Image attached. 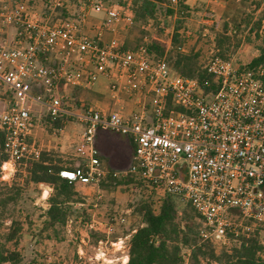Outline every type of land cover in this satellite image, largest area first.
<instances>
[{
  "label": "built area",
  "instance_id": "2783aa9c",
  "mask_svg": "<svg viewBox=\"0 0 264 264\" xmlns=\"http://www.w3.org/2000/svg\"><path fill=\"white\" fill-rule=\"evenodd\" d=\"M130 6L131 0H82L74 16L66 10L63 18L55 16L63 0L49 2L43 16L25 0H0V133L7 155L1 179L9 181L17 166L40 158L34 138L42 119L62 126L58 131L76 120L81 162L60 167L58 175L98 184L107 172L94 136L104 127L132 142L128 173L158 197L189 205L202 237L228 249L264 225V68L213 56L205 70L216 90L206 92L164 57L154 59L145 44L125 48L116 34L119 24L133 22ZM89 27L92 35L84 32ZM107 32L112 36L105 40ZM100 75L113 99L125 95L137 111L75 110L71 91L91 88Z\"/></svg>",
  "mask_w": 264,
  "mask_h": 264
},
{
  "label": "rangeland",
  "instance_id": "374dc122",
  "mask_svg": "<svg viewBox=\"0 0 264 264\" xmlns=\"http://www.w3.org/2000/svg\"><path fill=\"white\" fill-rule=\"evenodd\" d=\"M25 1L33 7L37 15L43 16L48 13V3L54 0ZM81 1L63 0L65 8L60 9L55 16L62 17L66 10L74 16ZM155 1V13L145 23L132 22L127 27H123L122 23L118 25L119 32L117 31L116 37L126 48L146 44L150 38L157 37L164 45L165 59L171 58L172 63L179 53L195 56L200 69L205 68L208 61L213 56H218L219 52L238 66L246 64L258 55L264 36V0H177L175 4L169 0ZM98 19L101 17L90 16L91 22ZM93 31L90 27L84 29L87 35H92ZM174 33L177 35L176 42L173 39ZM111 36L112 34L107 32L104 39L108 40ZM218 37L224 41L222 48L216 46ZM108 85L109 81L100 75L91 88L72 90L74 109L97 105L93 93L103 91L107 95ZM2 107L0 99V108ZM58 127L59 125H50L46 119H42L41 124L35 128L34 140L41 150V155L51 165L74 167L81 162L75 148L80 142L82 127L76 120L67 123L61 131L56 129L62 126ZM113 134L122 135L116 132ZM64 135L69 136L71 145L69 151L60 153L59 147ZM123 137L127 138L124 135ZM112 159L104 160L102 167L107 166L105 169L108 171L98 184H74L79 202L72 204V214L66 223L52 229L42 227L44 212L48 207L47 199H41L45 187L42 184L25 182L28 175L22 164L17 166L9 181L1 179L0 168L1 191L5 189L4 186L9 187L12 184L21 188L17 202L9 204L6 210L0 212L1 242L7 249L20 254V264H33L32 261L36 262L35 264L126 263L130 235L141 224L140 217L134 210L138 203L150 198V191L135 183L107 182L105 179L109 173L114 174L112 170L119 172L130 167L124 155L115 158L113 162ZM127 174L128 171H125L112 176L122 180ZM52 192L51 188L50 194ZM11 220L17 223L13 228L20 229L13 241L4 242L5 234L12 228ZM108 226L111 227L110 232L106 229ZM255 229H258L259 241L264 245V225L256 226ZM183 252L186 254L184 264H189L187 253Z\"/></svg>",
  "mask_w": 264,
  "mask_h": 264
},
{
  "label": "trees",
  "instance_id": "16d2710c",
  "mask_svg": "<svg viewBox=\"0 0 264 264\" xmlns=\"http://www.w3.org/2000/svg\"><path fill=\"white\" fill-rule=\"evenodd\" d=\"M130 8L133 12V23H145L146 20L153 17L156 1L131 0ZM62 17H66V13ZM176 37L177 35L174 33V42H176ZM216 42L217 48H222L223 39L218 37ZM145 46L154 59L164 56V45L157 37L150 38ZM219 55L225 58L220 52ZM195 58V56L179 53L172 63L171 58L166 61L177 74L185 78L196 79L204 91L214 92L216 85L212 76L206 72L205 68L200 69L197 66ZM247 67L264 68V36L262 45L258 49V55L248 62ZM205 82L208 86L205 85ZM3 143L4 135L0 133V167L7 159ZM25 168L28 175L25 182L45 184L53 190L47 197L48 207L44 212L42 227L52 229L64 225L72 214V204L79 202L76 198L77 193L74 191V184L61 178L58 175L60 167L51 165L43 155H40L37 161H27ZM112 175L109 173L105 180L113 184L135 183L148 190L131 173H128L122 180H117ZM4 187V190H0V212L6 210L9 204H15L21 193V188L15 184ZM149 197L151 199L141 201L134 210L140 217L141 224L130 235L128 259L125 264H184L186 254L183 251L187 253L189 264H264V245L259 241L258 229L252 232L248 238L240 237L238 244L232 245L228 249L217 250L210 241L202 237V224L199 216L189 205L179 206L172 197H156L153 191H150ZM153 198L156 200H152ZM16 224L14 220H11L10 228H12L5 234L4 242L15 239L20 229L19 227L13 228ZM21 261L20 254L7 249L0 239V264H20ZM31 263L35 264L36 262L32 261Z\"/></svg>",
  "mask_w": 264,
  "mask_h": 264
},
{
  "label": "crops",
  "instance_id": "0c3cea01",
  "mask_svg": "<svg viewBox=\"0 0 264 264\" xmlns=\"http://www.w3.org/2000/svg\"><path fill=\"white\" fill-rule=\"evenodd\" d=\"M110 83V82H109ZM109 87V85H108ZM93 99L95 102L98 104H94L93 107H95L98 110H101L102 112L105 113H110L112 111H119L121 112L124 116H128L131 113L137 111L138 106L135 104V102L128 98L125 95L120 96V100H115L111 97V94L108 90V94H104L103 91H99L97 93H93ZM92 96V95H91ZM104 101V102H102ZM107 128L104 127H99L96 130L95 136H94V147L96 148L98 152V157L102 164L106 158H113L111 162L114 161L115 158L120 157L121 155H124L126 157L127 162H129V166L131 165L132 157H133V144L129 140V138H124L123 135L118 136V134H113V132H110L106 130ZM125 136V135H124ZM76 139V137H75ZM70 138L67 135H64L62 140H61V145L59 147V152L64 153V151H69L70 147ZM75 141V140H74ZM61 166V165H60ZM64 167V166H63ZM107 167V166H105ZM105 167H102V169L106 170ZM62 168V167H61ZM129 169V167H128ZM112 170V169H111ZM110 170V171H111ZM108 171V170H106ZM126 170H121V171H115L112 170L114 174L116 173H121L125 172ZM42 186L45 187L42 192V200L47 199V197L50 195L51 188L42 184ZM261 189V194L264 198V186ZM47 191V192H46ZM46 192V195L44 194ZM45 195V196H43Z\"/></svg>",
  "mask_w": 264,
  "mask_h": 264
},
{
  "label": "bare ground",
  "instance_id": "6f19581e",
  "mask_svg": "<svg viewBox=\"0 0 264 264\" xmlns=\"http://www.w3.org/2000/svg\"><path fill=\"white\" fill-rule=\"evenodd\" d=\"M47 192V191H46ZM46 192L44 193L45 195H46ZM45 195H43V196H45Z\"/></svg>",
  "mask_w": 264,
  "mask_h": 264
}]
</instances>
